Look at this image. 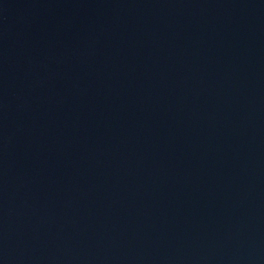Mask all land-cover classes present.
Here are the masks:
<instances>
[{
  "label": "water",
  "instance_id": "1",
  "mask_svg": "<svg viewBox=\"0 0 264 264\" xmlns=\"http://www.w3.org/2000/svg\"><path fill=\"white\" fill-rule=\"evenodd\" d=\"M0 264H264V0H0Z\"/></svg>",
  "mask_w": 264,
  "mask_h": 264
}]
</instances>
